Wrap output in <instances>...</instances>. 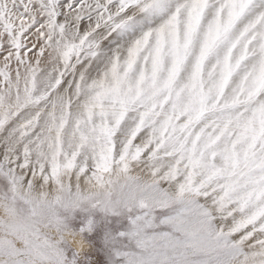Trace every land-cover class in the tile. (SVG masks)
<instances>
[{"label":"snow or ice","instance_id":"6c2138e0","mask_svg":"<svg viewBox=\"0 0 264 264\" xmlns=\"http://www.w3.org/2000/svg\"><path fill=\"white\" fill-rule=\"evenodd\" d=\"M0 264H264V0H0Z\"/></svg>","mask_w":264,"mask_h":264}]
</instances>
